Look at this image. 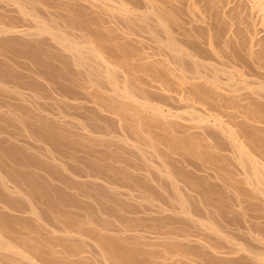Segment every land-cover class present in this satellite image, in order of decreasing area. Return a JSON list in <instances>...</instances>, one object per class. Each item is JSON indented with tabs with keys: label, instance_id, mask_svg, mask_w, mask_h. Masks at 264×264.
<instances>
[{
	"label": "bare ground",
	"instance_id": "obj_1",
	"mask_svg": "<svg viewBox=\"0 0 264 264\" xmlns=\"http://www.w3.org/2000/svg\"><path fill=\"white\" fill-rule=\"evenodd\" d=\"M203 1L0 0V264H264V43Z\"/></svg>",
	"mask_w": 264,
	"mask_h": 264
},
{
	"label": "rangeland",
	"instance_id": "obj_2",
	"mask_svg": "<svg viewBox=\"0 0 264 264\" xmlns=\"http://www.w3.org/2000/svg\"><path fill=\"white\" fill-rule=\"evenodd\" d=\"M198 1H199V0H197V1L195 0V2L197 3L198 9H199L200 11L203 12L204 9H205V7H206V6L204 7L205 2H204L203 0L200 1V2H203V6H202V3L198 2ZM207 1H208V0H207ZM229 1H231V2H229V3H232V4H228L227 7H232V6H233L234 9H237V11H238V13H239L238 15H242V16H241L242 19H243L244 16L247 17V15H249V16H248V20L244 17V18L247 20V22H246L244 19H243V20L245 21L246 25H248L247 27H250L252 31L254 30V31H253V32L255 33V34H254V35H255L254 40H256L257 43H259V42L261 41V43H259V44L262 45V44L264 43V42H263L264 40H261V39H264V37H263V36H264V34H263V33H264V21L262 20V18L264 19V13H263V11H262V9H261L260 12H262V13H261V15H260V12H258V10H260V9H258V8L261 6V4H262V6H264V5H263V4H264V0H262L263 2H261V0H260V1H259V0H255V1H254V0H252V1L249 0V2L246 1V3H245L244 0H243V1L238 0L237 2H236V0H229ZM232 1H233V2H232ZM239 1H240V2H243V3H240ZM257 1L259 2V4H258ZM238 2L240 3V5L238 4ZM247 2L250 3V4H248ZM251 2H252V3H251ZM254 2H255V3H254ZM198 3L201 4V5H199ZM137 4H138V6L142 7V4H140V3H138V2H137ZM171 4H172V3H171ZM206 4L208 5L207 2H206ZM254 4H258V6H257V5H254ZM172 5H173V4H172ZM236 5H237V6H236ZM238 5H239L240 7H242V8H240ZM259 5H260V6H259ZM253 6H254V7L257 6V8H256V7L253 8ZM199 7H202V9L199 8ZM203 7H204V8H203ZM233 7H232V8H233ZM243 8H246V10L243 9ZM139 9H140V8H139ZM206 9H207V8H206ZM206 9H205V10H206ZM214 9H215V8H214ZM216 9H217V7H216ZM216 9H215V10H216ZM247 9H248V10H247ZM251 9H253V10H251ZM254 9H256L257 11H255ZM217 11H218V10H217ZM243 11H244V12H243ZM246 11H248V12H246ZM240 12H242V13H240ZM250 12H251V13H250ZM252 12H253L254 14H253ZM211 13H213V11H211ZM245 13H247V14H245ZM257 13H259L258 16H257ZM254 15H255V17H254ZM262 15H263V16H262ZM73 16H74V14H73ZM261 16H262V17H261ZM75 17H76V14H75ZM252 17H253V18H252ZM256 17H257V18H256ZM259 17H261V18H259ZM251 18H252V19H251ZM260 19H261V20H260ZM76 20H77V19H76ZM256 20H257V21H256ZM255 21H256L257 23H256ZM261 21H262V23H261ZM251 22H253V23H251ZM23 23H24V22H23ZM248 23H249V24L251 23L250 26H249ZM25 24H27V23H25ZM255 24H256V25L261 24L263 28L261 27V25H259L260 27L257 26L258 28H256ZM20 25H21V23H20ZM251 25H252L253 27H252ZM250 28H249V29H250ZM257 29H258V30H257ZM255 30L258 31V32H255ZM262 30H263V32H262ZM262 34H263V35H262ZM258 35H259V37H258ZM261 35H262V36H261ZM256 37H257V39H256ZM260 37H261V38H260ZM259 38H260V39H259ZM258 39H259V40H258ZM263 45H264V44H263ZM256 47H257V46H256ZM256 47H255V49H256ZM249 72H250V71H249ZM255 74H256V73H255ZM249 75H250V73H249ZM256 75H257V77H261V79H262L264 74H263L262 76H261L260 74H256ZM11 130H12V129H11Z\"/></svg>",
	"mask_w": 264,
	"mask_h": 264
}]
</instances>
